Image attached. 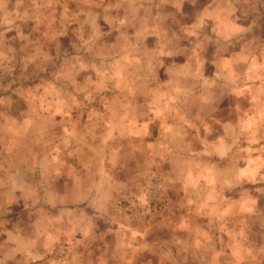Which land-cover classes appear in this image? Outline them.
I'll use <instances>...</instances> for the list:
<instances>
[{"label":"clouds","instance_id":"9594fccd","mask_svg":"<svg viewBox=\"0 0 264 264\" xmlns=\"http://www.w3.org/2000/svg\"><path fill=\"white\" fill-rule=\"evenodd\" d=\"M0 264H264V0H0Z\"/></svg>","mask_w":264,"mask_h":264}]
</instances>
